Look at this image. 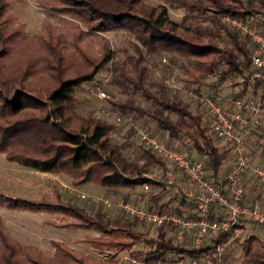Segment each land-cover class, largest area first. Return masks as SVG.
I'll return each mask as SVG.
<instances>
[{"label":"trees","instance_id":"16d2710c","mask_svg":"<svg viewBox=\"0 0 264 264\" xmlns=\"http://www.w3.org/2000/svg\"><path fill=\"white\" fill-rule=\"evenodd\" d=\"M45 1L43 7L59 22L68 23L64 18L68 15L80 24L69 35L65 30L52 33L49 25L47 33L29 35L25 24H9L5 17L8 1L0 0V153L23 167L66 175L75 187L86 183L109 189H134L144 182L159 185L149 175L153 166L163 165L161 158L144 147L141 161L129 160L122 151L126 143L112 141L113 123L92 111L83 114L78 110L76 90L106 68L111 72L112 85L128 94L125 100H111L113 109L126 116L147 118L170 139L187 141L190 150L206 158L215 176L223 153L215 144L209 122L170 93L164 81L153 80L150 63L156 55L167 53L172 62H181L187 81L198 85L196 91L210 76L218 77L215 88L231 77H240L243 86L232 97L245 95L251 86L252 95L261 89L264 100V72L260 75L263 78H253L256 69L250 62L249 38L220 18L229 15L249 20L262 15L264 21V0H166L170 7L184 11L179 21L170 17L167 4L149 5L143 0ZM111 31L125 32L132 39L129 48L123 50L122 61H114V50L105 36ZM84 37L98 41V53L82 45ZM135 93L141 94L145 106L134 101ZM173 197L179 200L174 206L171 200L161 201L157 195L145 206L177 214L187 212L183 206H195L184 194ZM8 206L18 208L23 203ZM56 207L73 216L76 226L108 235L123 230L131 242L93 238L90 243L100 251L104 246L115 248L114 254L130 250L148 264L166 253L199 256L225 243L241 227L235 224L209 244L193 247L165 238L164 225L157 228L156 237L142 239V232L134 230L135 221L124 225L115 222L114 228L100 210L90 216L72 203ZM137 242L148 249L134 250ZM240 243L245 264H264V240L251 234ZM51 245L53 255L47 256L32 245L20 243L5 230L0 218V264H117L112 259L85 255L59 241Z\"/></svg>","mask_w":264,"mask_h":264},{"label":"rangeland","instance_id":"374dc122","mask_svg":"<svg viewBox=\"0 0 264 264\" xmlns=\"http://www.w3.org/2000/svg\"><path fill=\"white\" fill-rule=\"evenodd\" d=\"M7 1L8 5L5 10V17L10 20L9 24H25L26 31L29 35L47 33L46 25L51 26L50 30L52 33L58 30H65L67 35H69V32L74 30L76 25L80 24L77 20L68 15L64 17L68 23L59 22V20L55 18V15H52L47 11L48 9L43 7L42 4L47 2L45 0ZM143 2L149 5L167 4L166 0H143ZM167 7L170 17L173 20L179 21L183 16L184 11L176 7H170L168 4ZM252 19L264 23L262 15H256ZM105 36L114 50V61H122L124 59L123 50L129 48L132 40L130 36L122 31L107 32L105 33ZM90 40V37H84L81 43L91 53H98L100 44L96 39L92 38L91 41H93V44L88 45V43L91 42ZM68 45L69 44L67 43V46ZM129 53L132 54L133 51L130 49ZM170 57L171 56L167 53H160L153 58L150 63L151 77L155 81H164L170 93L176 94L178 97L182 98L189 104L191 110L198 111L207 122H209V119L204 106L192 100L188 95V91L193 90L195 94L204 98L224 100L229 99L234 94L238 93L243 86L242 78L231 77L215 88L213 85L217 83L218 77L210 76L204 81L200 89L196 91L198 85L187 81L189 78L188 75L183 72L181 62H172ZM255 73H260V75H262V72H256V70L254 74ZM254 74L253 78L256 77ZM260 77L263 78L262 76ZM95 78L100 81L101 89L109 98L104 100L92 94L89 90L91 83L88 81L76 90L78 110L83 114L92 111L94 115L100 116L108 122L113 123L115 130L112 135V141L119 144L126 143L122 149L124 155L129 160L141 161L144 146L138 142L130 125L117 119L116 112L113 110L112 104L110 103L111 100H125L128 97V94L120 93V90L112 85L111 72L106 68L99 71L95 75ZM261 93L262 90L259 89L257 93L259 98L261 97ZM243 96H253L251 86L248 87L247 93ZM132 98L137 104L141 106L146 105L140 93L132 94ZM131 117L136 124L159 135L163 141L167 142V144L183 150L192 157V151L194 150L189 149L190 147H188L189 143L187 141H170L168 139L169 137L166 138L164 134L161 135L162 130L160 131L153 121L144 117H138L137 115H132ZM212 137L214 138L215 144L220 152L223 153V159L215 176H213V173L209 168L208 170L211 177L220 180L234 163L235 154L231 147L224 141L217 139L213 134ZM245 151L255 161L264 163V127L250 137L245 145ZM199 159H203L206 162V158L203 155H201ZM166 174L175 176L176 173L175 169H173L168 162L164 161L162 166H153L149 176H162ZM182 177L184 178V176ZM68 180V176L63 174L44 173L10 162L5 158L3 153H0V218L5 230L12 238L24 245H32L38 248L47 256H52L54 252L51 243L53 241H59L67 245L69 248L85 255L99 259H112L117 264H120L119 258L121 256L127 254L134 256L130 250H120L114 254L115 248L104 246L100 251L90 243V240L93 238L104 240L107 238H118L124 242H131V240H133L132 238L126 237L122 232L123 230H119V232L114 233L113 235H108L99 232L94 228L76 226L75 222H77V220L70 214H65L61 210H58L56 206L60 203H72L83 208L90 216L95 215V213L100 210L104 214L105 219L110 222L109 227H114L117 226L115 222H119L118 225H124V223L132 222L133 220L126 217L116 207L106 208L101 203H93L90 200H81L77 196V191L86 193L89 196L104 197L113 200L114 198L116 199V197H123L131 200L136 205L142 206L147 205L149 203L148 200L153 195L161 196L166 200H171V206H174L176 202L179 201L177 198L173 197L175 195L174 193L162 190L159 185L150 186L147 190L143 189L141 185H137L134 191L122 193L119 191H105L104 187L94 183H86L75 187ZM184 180L185 182L183 183V186L188 189H193L192 184H190L185 178ZM242 181L244 203L248 205L258 204L264 209V187L261 186L256 178L249 173L243 175ZM74 188L77 191H74ZM13 202L23 203V206L18 208L9 207L8 204ZM46 203L52 204L53 206L47 207ZM190 207L191 205L186 208L183 206L182 208L184 210L190 209L195 212V206L193 209ZM153 209H157V207H153ZM239 225H241V227L238 228L237 232L239 234L238 238H240L239 240L241 242L251 234L257 235L260 239L264 240L263 226L250 221H242ZM134 230L135 232H142V235L141 233H138L142 239L156 237L158 235L157 228H152L151 226L142 223L136 222ZM165 238H171L173 242H177L173 236V231L168 227H165ZM210 241L211 240H208L206 243L209 244ZM240 241H237V245L234 248L229 247L225 249L224 257L227 264H245L241 252ZM184 244L190 246L188 243ZM133 249L146 250L148 247L143 242H137L133 246ZM170 256L177 255L175 253H166L163 258ZM135 258L138 259L137 257ZM144 263L148 264L146 262ZM149 264H153V262Z\"/></svg>","mask_w":264,"mask_h":264},{"label":"built area","instance_id":"2783aa9c","mask_svg":"<svg viewBox=\"0 0 264 264\" xmlns=\"http://www.w3.org/2000/svg\"><path fill=\"white\" fill-rule=\"evenodd\" d=\"M221 21L231 28L246 35L250 40V62L256 72H264V23L256 20H244L229 15L220 17ZM256 77L260 73L254 74ZM90 92L100 99H108V95L101 89L100 81L95 77L90 80ZM192 100L204 106L209 119L210 131L217 139L228 144L235 160L220 180L209 174L207 163L203 159H194L183 150L172 147L163 141L159 135L152 133L132 120V115L126 116L115 110L117 119L129 124L136 139L145 148L150 149L156 157L168 162L193 186L188 189L177 182L171 174L149 176L154 179L162 190L174 194H184L193 200L194 215L177 214L175 212L148 209L146 206L136 205L123 197L109 199L89 196L77 191L81 200L101 203L106 208L116 207L126 217L137 223L146 224L152 228L166 226L173 231L177 243H188L193 247L207 245V241L228 231L235 224L250 221L264 227V209L258 204L244 203V189L242 177L249 173L264 187V163L255 161L245 151V145L250 137L264 127V100L257 95L235 96L229 99H210L188 91ZM258 97V98H257ZM113 108V107H112ZM107 114V113H106ZM147 190L150 184H141ZM238 229L223 244L204 251L199 256L180 255L164 257L153 264H227L224 257L225 249L235 247L239 237ZM206 243V244H205ZM120 264H145L132 255L119 258Z\"/></svg>","mask_w":264,"mask_h":264},{"label":"crops","instance_id":"0c3cea01","mask_svg":"<svg viewBox=\"0 0 264 264\" xmlns=\"http://www.w3.org/2000/svg\"><path fill=\"white\" fill-rule=\"evenodd\" d=\"M160 130V129H159ZM161 131V130H160ZM162 133H161V135L162 134H164L165 135V137L166 138H168V136H167V134L164 132V131H161ZM170 141H175V140H173V139H170V138H168ZM201 156V154H199V153H197L196 151H192V158H194V159H199V157ZM175 176H176V180H177V182H180V183H184L185 182V180H184V178L182 177V175L178 172V171H176L175 170ZM69 179V178H68ZM68 181H70V179L68 180ZM136 189V187L134 188V189H109V188H105L104 187V190L105 191H119V192H122V193H126V192H132V191H134ZM178 200V199H177ZM176 200V201H177ZM161 201H167L165 198H163V197H161ZM194 208V207H193ZM192 208V209H193ZM186 214H189L190 215V213H193L194 211L193 210H190V209H186ZM185 214V213H184Z\"/></svg>","mask_w":264,"mask_h":264}]
</instances>
